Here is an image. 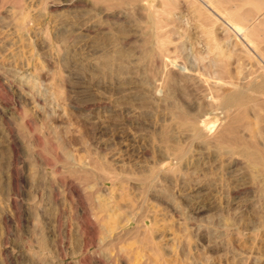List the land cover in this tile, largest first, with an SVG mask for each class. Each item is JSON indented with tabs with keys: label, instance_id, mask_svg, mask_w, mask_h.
Returning a JSON list of instances; mask_svg holds the SVG:
<instances>
[{
	"label": "rangeland",
	"instance_id": "obj_1",
	"mask_svg": "<svg viewBox=\"0 0 264 264\" xmlns=\"http://www.w3.org/2000/svg\"><path fill=\"white\" fill-rule=\"evenodd\" d=\"M215 1L0 0V264H264V0Z\"/></svg>",
	"mask_w": 264,
	"mask_h": 264
},
{
	"label": "bare ground",
	"instance_id": "obj_2",
	"mask_svg": "<svg viewBox=\"0 0 264 264\" xmlns=\"http://www.w3.org/2000/svg\"><path fill=\"white\" fill-rule=\"evenodd\" d=\"M199 1H201V3H202V5L204 6V8H206V10H203V11H206L207 12V10H210V11H212L213 12V14H214V10L212 9V7H215L216 5H217V2L215 1V0H208V2L207 3H205V2H202V0H199ZM261 2V1H260ZM257 3V2H256ZM221 4V3H220ZM258 4V3H257ZM261 4H263L262 2H261ZM258 5H260V4H258ZM202 6V7H203ZM219 6V5H218ZM218 6H216V8L218 7ZM239 6V5H238ZM264 6V5H263ZM263 6H262V8L260 9V7L261 6H259V9L260 10H262L263 9ZM221 7H223V6H221ZM236 7V6H235ZM219 8V7H218ZM243 8V7H242ZM242 8H240V9H242ZM255 8H257L256 7V4H255ZM259 9H257V10H259ZM237 10V8L235 9V11ZM253 10V8L250 10V11H252ZM202 11V12H203ZM235 11H233V12H235ZM231 12V11H230ZM242 12V11H241ZM255 12H257V13H259V11H255ZM197 13H199V12H197ZM216 13V12H215ZM239 12L237 11V14H238ZM244 13V12H243ZM257 13H254V14H257ZM213 14H211V15H213ZM236 14V13H235ZM234 14V15H235ZM236 14V17H235V20L232 22V23H227L226 25H228V28H229V30H230V32H232L233 34H234V37L237 39V41H239L241 44H244V45H247V44H249V43H251L252 42V40H251V35L248 33V29H247V27L246 26H244L242 23L246 20V18H245V15H240V13L237 15ZM207 15V14H206ZM217 15V14H216ZM228 15H230V13L228 14ZM233 15V14H232ZM218 16V15H217ZM212 17V16H211ZM219 17V16H218ZM225 17V16H224ZM232 17H234V16H232ZM206 18H209L208 16L206 17ZM231 18V17H230ZM254 18V19H253ZM255 16H253L251 19H253V20H255ZM226 19V18H225ZM211 20H213V18L211 19ZM257 20V19H256ZM208 22L210 21L209 19L207 20ZM213 21H215V20H213ZM216 22V21H215ZM252 23V22H251ZM253 23H254V21H253ZM211 24H214V22L213 23H211ZM251 26V25H250ZM249 26V27H250ZM212 33V32H211ZM209 35H211V34H209ZM213 35V34H212ZM259 35H261V34H259ZM214 36V35H213ZM261 37V36H260ZM209 38H212L211 36L209 37ZM214 39V38H213ZM216 39V38H215ZM210 41H212V40H210ZM216 41H219V40H216ZM256 42V41H255ZM254 43V42H253ZM258 44V43H257ZM215 46V45H214ZM248 46V45H247ZM255 46V45H254ZM212 48V47H211ZM216 48V47H215ZM246 48V47H245ZM253 49V48H252ZM160 50V49H159ZM163 50V49H162ZM247 50V49H246ZM250 52V51H249ZM245 53H247V52H245ZM221 54H218V56H220ZM222 56V55H221ZM224 56V55H223ZM260 60H261V62H263V60L260 58ZM260 62V63H261ZM262 86H264V85H262ZM260 88V87H259ZM255 89V88H254ZM262 89H264V87H262ZM262 89L260 90H257L256 92H260V91H262ZM256 90V89H255ZM242 90H240V91H238V92H235L234 94H231V95H229L228 97H225L224 99H223V101H222V103H223V105H224V107H234V106H239V105H241L242 103H244L243 101H245V99H247V97H248V94L249 93H247V91H245V92H241ZM251 91H253L254 92V94H255V91L254 90H251ZM250 91V92H251ZM263 92V91H262ZM247 156V155H246ZM248 156H249V154H248ZM254 157V156H253ZM250 158H252V157H250ZM254 159H255V157H254Z\"/></svg>",
	"mask_w": 264,
	"mask_h": 264
}]
</instances>
